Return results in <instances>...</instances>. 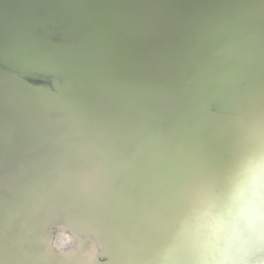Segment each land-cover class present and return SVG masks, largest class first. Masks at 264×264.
Here are the masks:
<instances>
[{"label":"water","instance_id":"95a60500","mask_svg":"<svg viewBox=\"0 0 264 264\" xmlns=\"http://www.w3.org/2000/svg\"><path fill=\"white\" fill-rule=\"evenodd\" d=\"M0 264H264V0H0Z\"/></svg>","mask_w":264,"mask_h":264}]
</instances>
